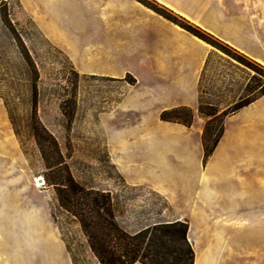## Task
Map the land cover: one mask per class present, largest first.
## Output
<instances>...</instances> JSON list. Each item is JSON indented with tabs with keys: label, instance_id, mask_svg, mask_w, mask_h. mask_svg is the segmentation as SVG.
Masks as SVG:
<instances>
[{
	"label": "rangeland",
	"instance_id": "1",
	"mask_svg": "<svg viewBox=\"0 0 264 264\" xmlns=\"http://www.w3.org/2000/svg\"><path fill=\"white\" fill-rule=\"evenodd\" d=\"M113 1L98 0L106 15L112 14ZM134 1L211 50L199 83L200 104L221 115L260 95L263 67L156 1ZM92 17L85 0H0V264H100L79 224L60 209L55 189L47 183L35 125L52 138L44 135L45 148L57 145L62 160L51 162H64L81 186L110 194L116 220L126 232L175 223L164 198L130 183L136 174L129 170L130 161L144 162L133 151L144 153L149 130H133L143 119L122 112L121 106L137 87L136 77L126 69L139 71L144 57L129 52L118 56L111 36L104 38L110 47L95 39H81L77 46V29L96 39L106 31L99 22H89ZM158 28L145 26L150 35ZM129 37L123 40L132 42ZM113 56L118 57L107 66L104 59ZM201 117L207 124L210 118ZM219 127L216 122L212 130ZM129 143L135 145L131 150ZM37 179L43 180L39 187ZM182 217L194 262L215 253L220 256L215 264H246L247 248L229 245L230 238L261 236L252 228L216 229L214 215L206 221L197 215ZM250 249L264 260V246Z\"/></svg>",
	"mask_w": 264,
	"mask_h": 264
},
{
	"label": "crops",
	"instance_id": "2",
	"mask_svg": "<svg viewBox=\"0 0 264 264\" xmlns=\"http://www.w3.org/2000/svg\"><path fill=\"white\" fill-rule=\"evenodd\" d=\"M153 1L264 68V0ZM85 3L93 14L89 22H99L106 31L96 39V35L87 38L83 28L77 29V46L81 39H95L98 45L110 47L104 38L111 36L113 52L118 56L129 52L144 57L137 65L141 74L140 70L125 68L136 77L137 87L121 111L143 119L142 126L133 130H149L144 153L133 151V156H143L144 162L130 161L129 170L136 173L130 183L144 185L164 198L176 215L172 222H184L185 215L201 216L204 221L214 215L210 219L216 229L252 228L264 237V94L226 117L224 134L204 162L202 133L206 120L198 111L199 83L211 50L134 0H114L111 15L105 14L98 0ZM145 26H158L159 32L150 35ZM127 36L132 42L123 40ZM118 56L104 62L108 66ZM182 107L193 112L190 127L160 119L163 112ZM126 146L131 150L135 145ZM0 168L3 172L1 164ZM261 236L249 239L239 234L230 238L229 245L247 248V257H243L246 264H264L250 249L261 251ZM205 257L200 264H215L220 259L218 254L209 255L206 261Z\"/></svg>",
	"mask_w": 264,
	"mask_h": 264
},
{
	"label": "trees",
	"instance_id": "3",
	"mask_svg": "<svg viewBox=\"0 0 264 264\" xmlns=\"http://www.w3.org/2000/svg\"><path fill=\"white\" fill-rule=\"evenodd\" d=\"M261 94H264V88ZM251 101L236 104L232 110L221 115L212 106L200 104V115L210 118L202 135L204 162L213 154L224 134L226 117ZM161 118L188 127L193 122L192 112L188 108L165 111ZM216 122L220 127L215 131L212 127ZM33 130L48 170L47 183L54 187L60 209L79 224L91 252L100 264H194V253L187 239V224H157L135 234L126 232L116 220L110 194L81 186L64 162H51L50 158L62 160L56 143L53 140L52 150L45 148L44 135L51 136L38 125Z\"/></svg>",
	"mask_w": 264,
	"mask_h": 264
},
{
	"label": "bare ground",
	"instance_id": "4",
	"mask_svg": "<svg viewBox=\"0 0 264 264\" xmlns=\"http://www.w3.org/2000/svg\"><path fill=\"white\" fill-rule=\"evenodd\" d=\"M41 182H43L42 179H37V180H36V184H37L38 187L42 185ZM196 243H197V242H196ZM210 255H212V254H210ZM213 255H216V254L213 253ZM208 256H209V255H208ZM208 256L205 257V259H204L205 261L208 259V258H207ZM196 264H200V259H199V258H197V260H196Z\"/></svg>",
	"mask_w": 264,
	"mask_h": 264
}]
</instances>
